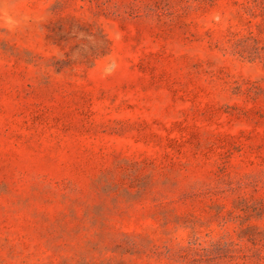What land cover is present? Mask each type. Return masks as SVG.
Wrapping results in <instances>:
<instances>
[{"label": "rangeland", "instance_id": "1", "mask_svg": "<svg viewBox=\"0 0 264 264\" xmlns=\"http://www.w3.org/2000/svg\"><path fill=\"white\" fill-rule=\"evenodd\" d=\"M0 264H264V0H0Z\"/></svg>", "mask_w": 264, "mask_h": 264}]
</instances>
